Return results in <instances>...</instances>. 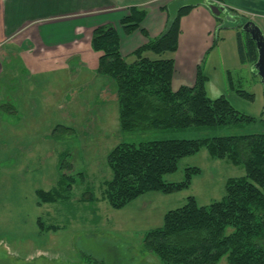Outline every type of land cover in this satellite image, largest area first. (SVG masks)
I'll return each mask as SVG.
<instances>
[{"label":"trees","instance_id":"16d2710c","mask_svg":"<svg viewBox=\"0 0 264 264\" xmlns=\"http://www.w3.org/2000/svg\"><path fill=\"white\" fill-rule=\"evenodd\" d=\"M226 2L210 0L218 6ZM195 7H181L173 18H169L162 35L150 39L135 51L136 61L132 64L122 56L119 35L113 26H101L93 31L92 49L101 54L98 74L116 85L123 134L143 135L190 127L220 128L256 121L238 113L226 97H208L203 66L197 69L194 87L172 89L174 61L163 59V55L177 52L181 20ZM146 15L145 10L131 9L130 16L121 21L124 31L131 34L140 29ZM215 17L218 31L234 29L237 32L240 62L253 67L258 60V51L251 36L243 31L248 20L227 8ZM146 53H152L158 59H148ZM231 80V91L246 100H255L253 94L236 90ZM8 105H4L6 112H9ZM74 132L72 128L58 125L53 135L59 140ZM202 149L214 159L243 167L246 175L229 179L225 196L220 201L199 206L196 199L190 197L183 207L168 212L162 227L146 235L145 250L162 264H219L223 258H227L228 264H264V134L156 140L138 145L122 143L108 156L112 179L103 184L104 199L114 210H121L146 193L171 195L188 189L193 178L200 174L199 169L187 168L181 183H169L165 177L178 171L181 160ZM61 177V190L37 192L41 203L70 199L71 196L66 197L64 193L71 194L74 179H70L74 177ZM93 198L91 196L89 200L93 201ZM39 225L42 231L57 230L40 221ZM84 257L92 261L91 257Z\"/></svg>","mask_w":264,"mask_h":264},{"label":"rangeland","instance_id":"374dc122","mask_svg":"<svg viewBox=\"0 0 264 264\" xmlns=\"http://www.w3.org/2000/svg\"><path fill=\"white\" fill-rule=\"evenodd\" d=\"M197 2L167 0L166 15L173 18L180 7ZM127 62L130 64V60ZM246 67L241 72H232V82L236 90L254 95L253 91L261 79L257 73H251V65ZM15 68L18 69L13 66L7 72L4 68L8 79L3 87H9V91L17 84L16 80L21 79ZM89 79L83 76L82 81ZM108 80L114 88L111 91L117 95L115 83ZM13 96L16 94L13 93ZM227 97L238 113L256 121L220 128L190 127L143 135L123 134L118 102L111 99L108 105L80 103L84 114L80 113L78 119L74 120L76 127L72 129L75 132L58 140L53 135L54 130L47 135L43 133L66 121L58 107L55 108L57 104H51L54 113L47 120L4 119L1 118V115L6 116L3 103L9 102V111L16 110L18 105L11 102L3 91L0 97V122L10 126L13 123L14 126L23 124L20 125L19 135L7 133L2 138L0 135V264H162L155 255L145 250L146 235L162 227L165 215L183 207L190 197H194L199 206L222 200L226 182L244 177L245 169L226 160L214 159L206 149H202L181 160L178 171L165 177L169 183H181L187 168L199 169L200 174L193 178L188 189L171 195L146 193L125 208L114 210L103 196L104 182L112 179L107 161L109 153L122 143L138 145L156 140L264 134V97L257 96L256 99L255 96L254 101H249L234 91H227ZM38 123L42 130L39 135L41 140L27 146L30 143L24 144L23 141L29 136L26 133L37 127ZM48 136L51 137L49 140ZM62 161L63 167L60 169ZM63 175L74 177L70 179H74L71 194L64 193L66 197L71 196L70 199L41 203L37 192L61 190ZM91 196L94 197L93 201L89 200ZM39 221L57 230L42 231ZM84 256L91 257L94 263ZM219 264H228L227 258H223Z\"/></svg>","mask_w":264,"mask_h":264},{"label":"crops","instance_id":"0c3cea01","mask_svg":"<svg viewBox=\"0 0 264 264\" xmlns=\"http://www.w3.org/2000/svg\"><path fill=\"white\" fill-rule=\"evenodd\" d=\"M165 1L0 0V97L4 91L5 96L18 105L1 118L47 120L53 117L51 104L55 103L66 120L56 125L73 128L76 127L74 120L83 113L80 103L108 105L111 99L117 101L111 82L98 74L101 54L92 49V33L98 27L113 26L119 35L122 56L132 63L135 51L165 31L170 18L166 15ZM210 4V0L191 4L196 7L181 20L177 52L164 54L163 59L174 61V90L194 87L197 69L203 66L206 93L210 99H217L231 91L232 72H241L247 67L240 62L237 32L234 29L218 31V21L209 9ZM223 7L254 22L264 32V0H227ZM133 8L145 10L147 15L140 29L127 34L121 21L130 16ZM13 54L20 58L21 64H6L8 59L13 60ZM145 57L158 59L152 53H146ZM13 66L18 67L15 71L20 73L21 79H17V84L9 91L10 88L3 85L8 79L6 72ZM251 71L254 74L253 67ZM83 76L90 79L82 81ZM260 83L258 80L253 91L256 99L264 97ZM20 125L10 126L1 121V138L7 133L19 135ZM57 126H50L43 133L47 135ZM41 133L38 123L27 131L29 136L23 140L24 144L30 143L27 145L30 146L40 141Z\"/></svg>","mask_w":264,"mask_h":264},{"label":"water","instance_id":"95a60500","mask_svg":"<svg viewBox=\"0 0 264 264\" xmlns=\"http://www.w3.org/2000/svg\"><path fill=\"white\" fill-rule=\"evenodd\" d=\"M210 11L216 16H220L223 13V9L214 5L210 6ZM243 31L248 33L256 43L258 60L253 68L257 75L260 77L261 84L264 88V35L260 28H258V26L254 22L246 23L243 27Z\"/></svg>","mask_w":264,"mask_h":264},{"label":"flooded vegetation","instance_id":"af4514ba","mask_svg":"<svg viewBox=\"0 0 264 264\" xmlns=\"http://www.w3.org/2000/svg\"><path fill=\"white\" fill-rule=\"evenodd\" d=\"M20 59V58H19ZM19 59H18V56H16V55H14L13 54V60H11V59H8L7 61H6V64H11L12 62L13 63H20L21 64V62L19 61ZM6 103H3V105H2V109H5L4 108V105H5ZM6 110V109H5ZM6 112V111H5Z\"/></svg>","mask_w":264,"mask_h":264}]
</instances>
